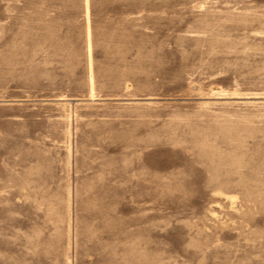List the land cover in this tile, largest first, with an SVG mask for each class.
<instances>
[{"label": "rangeland", "instance_id": "obj_1", "mask_svg": "<svg viewBox=\"0 0 264 264\" xmlns=\"http://www.w3.org/2000/svg\"><path fill=\"white\" fill-rule=\"evenodd\" d=\"M0 264H264V0H0Z\"/></svg>", "mask_w": 264, "mask_h": 264}]
</instances>
